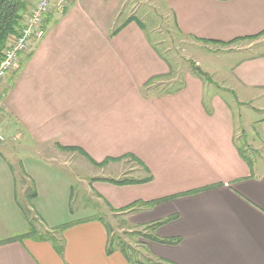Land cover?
Returning <instances> with one entry per match:
<instances>
[{"label": "crops", "instance_id": "obj_1", "mask_svg": "<svg viewBox=\"0 0 264 264\" xmlns=\"http://www.w3.org/2000/svg\"><path fill=\"white\" fill-rule=\"evenodd\" d=\"M98 1L74 0L63 13H49L43 23L44 38L20 56L17 68L0 84L4 94L0 127L5 135V142L0 143V264H138L118 251L107 253V228L97 215L54 224L50 229L58 231L60 252L50 241L14 239L28 229L25 224L16 226L19 212L11 161L22 166L21 180L28 181L34 173L26 171V156L68 170V155L74 154L92 166L90 160L101 163L122 156L126 157L108 165L126 160L133 164L128 179L135 183L129 185L95 183L98 177L84 185L76 179L84 185L85 197L91 194L104 209L119 210L134 202L141 205L160 200L129 213L113 212L137 231L162 223L154 234L175 243L146 242L151 258L165 264H264V117L249 122L244 131L248 137L245 148L253 150L257 161L238 145L230 107L214 95L210 110L205 108L204 85L199 77L186 76L193 83L192 95L188 94L187 82L176 93L145 98L141 90L169 77V67L148 45L136 23L111 36L117 27L112 28L113 17L122 0H114L109 15L107 1ZM166 2L179 33L207 47L248 49L254 42L242 38L264 30V0ZM233 40L238 42L224 45ZM135 41L141 52L130 50L128 44ZM104 57L115 64L112 81L98 74L99 61ZM139 57L146 66L137 65ZM148 65L151 67L146 68ZM91 72L93 80L85 85L80 78ZM229 72L226 76L237 87L258 91L264 97V52L244 57ZM82 88L85 95L78 101L73 95ZM132 100L151 107L152 114L144 115V129L134 134L130 152L104 150L101 132L91 124L102 123L100 119L104 123L120 122V115L106 118L119 112L121 101ZM159 100L167 106V113L153 105ZM82 106L80 116L74 113L75 107ZM258 111L264 112V105ZM86 124L96 133H89ZM60 147L80 149L90 160ZM145 179L148 181L143 182ZM46 186L47 204L57 191H52L50 183ZM63 187L65 202L72 198L73 188L66 180ZM81 211L89 213L83 207ZM35 212L42 213L39 208ZM55 213L50 215L56 217Z\"/></svg>", "mask_w": 264, "mask_h": 264}, {"label": "rangeland", "instance_id": "obj_2", "mask_svg": "<svg viewBox=\"0 0 264 264\" xmlns=\"http://www.w3.org/2000/svg\"><path fill=\"white\" fill-rule=\"evenodd\" d=\"M100 1L101 0L98 2L100 3ZM106 1V8L108 7L106 14L109 15L114 0ZM122 1V6L115 12V16L113 17L114 22L113 26L111 25L112 28H115V26L119 27L131 16L138 19L142 24L141 33L145 36L148 45L157 55H159L164 64H167L169 67V77L156 80L149 86H146V88H143L141 90L143 96L146 98L176 93L181 90L187 82L190 88L188 89V94L192 95L195 93L193 91V83L191 80H187L186 76L192 74L199 77L204 85L202 94L205 108L210 110V100L214 95L225 102L230 107L235 118V125L238 129V145L241 149H245V153H247L249 158H256L257 160L253 150L249 149L248 146L245 148L248 137L245 135L244 131H246V128L251 125L249 122L257 121L264 117V112L258 111V109L264 105V97H261V94L258 91H246L237 87L234 84L233 79L230 80V78L226 76V72L228 73L233 65L244 57H251L264 52V36L248 41L247 43L254 42L253 46L248 49L244 48L239 50V48L235 47L232 49L207 47L201 43L188 39L179 33L174 25L175 23L166 0ZM34 3L35 0L26 1L27 11L25 14L30 11ZM138 45L139 42L136 41L128 44L130 50L134 49L132 51L136 50V52H141L138 51ZM247 45L248 44L244 47ZM101 46L105 50L103 43ZM156 62L157 59L154 60L153 64L155 68H157ZM99 63L101 64L100 72L98 73L99 76L101 74L103 78L112 81V73L114 74L113 70L115 65L113 60L104 57ZM136 63L139 66H146V62L140 57L136 59ZM148 67L150 68L151 66L148 65L146 68ZM197 68L200 69L201 74L205 75L199 76L196 73ZM93 72L96 74L95 70H93ZM92 75V72L88 74V76L82 74V77L80 78L81 82H85V85L88 81L91 82L93 80L91 79L90 81ZM84 95L85 92L82 88L76 90L73 96L78 101H82ZM160 102L161 101L159 100V103L153 105L156 109H159L161 113H167L164 111V108L167 106H162ZM98 107L102 110V103H100ZM82 108L83 106L80 108L75 107L74 113L80 116V110H83ZM118 109V113L111 115L106 119L110 117L116 118L117 115H120V122L110 121L104 123L102 121L103 119H100L102 123L91 124L92 127H96L101 132V137L99 138L100 142H102L101 147L114 154L131 151V143L132 145L135 143L134 134L143 130L146 125L144 115L150 116L152 114L151 107L143 104L139 100H132V103L121 101V104L117 105V111ZM107 113L110 114L111 112L109 111ZM87 125L89 133H93L95 130L89 126V124H86V128ZM2 129L3 128L0 127V134L4 140L3 142L0 141V143L5 142V135ZM95 136H97V134H95ZM249 151L251 153H249ZM26 159V163L24 164L26 166V171L33 170L32 172L34 173V177L28 181L21 180L22 166L20 167L15 161H11L10 159L16 176V207H18L19 212L16 224L17 227H22L23 224H25L24 226L29 230L30 227L28 222H30L37 232L43 234L46 233L44 230L46 226V229H49L47 230V233H49L50 236L57 238L58 236L56 232L58 231L50 229L54 224L62 225L67 222H73L86 215H97L106 225L111 237H114L115 240L121 239L129 246L133 251V258L142 261L143 258H150L146 251V242L149 241L143 240L138 236H131V233L144 232L143 229H138L139 231H137V229L129 227L123 217L114 215L112 211L104 209V205L97 202V199L92 197L91 194L86 198L85 196L87 195L84 193V185H86V183H92L91 180L95 177L104 180L130 179L132 176L131 168L133 167V164L129 160H126V162L123 161L122 163L110 164L102 169H97L92 165H88L83 159H81V157L74 154L72 156L68 155V163L66 165L68 170H61L59 167L55 168L54 164L48 163L43 159L40 160L33 156H26ZM78 165H80L79 168ZM70 171H72L71 173H73L74 176H71ZM76 179L80 180V182L82 181V184H84L83 187ZM65 180L71 185L73 192L72 198L63 202L61 195L63 194V190H65L63 187ZM98 182L99 181H96L95 183ZM47 183L52 184L54 187L52 191L56 190L57 192L55 191L56 196L52 197V203L50 202L46 204L44 201V195L45 192H47L45 190L48 187L46 186ZM22 191H24V194ZM36 194H38L39 198H36ZM46 205L48 207H46ZM7 206L8 205L6 204L5 208ZM82 207L86 208L89 213L82 212ZM35 208H39L42 213H36ZM45 208H47V211ZM55 211L56 217H53V215L51 216L50 214H53ZM153 261L157 262L155 260Z\"/></svg>", "mask_w": 264, "mask_h": 264}, {"label": "trees", "instance_id": "obj_3", "mask_svg": "<svg viewBox=\"0 0 264 264\" xmlns=\"http://www.w3.org/2000/svg\"><path fill=\"white\" fill-rule=\"evenodd\" d=\"M26 1L27 0H0V59H1L2 50L7 45L9 38L16 34V31L19 27V22L24 17V15L27 11ZM222 1H226V0H222ZM132 22L136 23L139 26V28L142 29L141 22L138 19H136L135 17L131 16L126 21H124L119 27H116L111 32V36L116 35L119 31H121V29H123L126 25H128L129 23H132ZM262 36H264V30L261 31L260 33L256 34V35H254V36L242 38L241 41H252V40L258 39ZM237 42H238V40H235V41L233 40L231 42L225 43L224 45H231V44L237 43ZM198 74L205 75V74H201L200 72H198ZM60 149L63 151H67V152H78V153L84 155L86 158H88L87 155H85L80 149H77V148H61L60 147ZM125 157L126 156H122V157H118V158H106L101 163H94L92 160H90L89 158L88 159L91 161V163L95 167L104 168L109 163L119 162L122 159H124ZM93 181L108 182V183L114 184V185H129L131 183H135L129 179H121V180L94 179ZM146 181H148V179H145L143 182H146ZM159 201L160 200L155 201V202L142 203L141 205L150 206V205H153L155 203H158ZM141 205H140V203L134 202V203H131V204L119 209V210H112V209H110V210L114 213H129V212L135 211L137 209V207H140ZM28 224L30 227L28 232L24 235L17 236L14 239L33 238L35 240L50 241L55 246V249L58 252H60L61 246H60L57 238L50 236L49 233H47V232L43 233V234L40 232H37L34 229V227H32V224H30V222H28ZM161 224L162 223H157V224L145 226L142 228L144 232H142V233L141 232L131 233V236H138L139 238H141L143 240H147L149 242H155L158 244H174L175 241H173V240H161L154 234V231L156 230V228L159 227ZM107 233H108V244H107V253L108 254L112 253L113 251H118L125 257L126 260H128L130 262H135L138 264H165L159 260L152 259L151 257L150 258L148 257L145 259L143 258V261L133 258V256H132V255H134L133 251L129 248V246L127 244H125L121 239L115 240L114 237H111L108 230H107ZM143 247L146 248L145 246H143ZM153 260H155L157 262H154Z\"/></svg>", "mask_w": 264, "mask_h": 264}, {"label": "built area", "instance_id": "obj_4", "mask_svg": "<svg viewBox=\"0 0 264 264\" xmlns=\"http://www.w3.org/2000/svg\"><path fill=\"white\" fill-rule=\"evenodd\" d=\"M74 0H35L30 11L19 22L16 34L9 38L1 53L0 84L18 66L22 54L30 51V46L40 42L45 36L44 20L49 13H63L65 8ZM4 94L0 91V108ZM0 134V141L3 142Z\"/></svg>", "mask_w": 264, "mask_h": 264}, {"label": "water", "instance_id": "obj_5", "mask_svg": "<svg viewBox=\"0 0 264 264\" xmlns=\"http://www.w3.org/2000/svg\"><path fill=\"white\" fill-rule=\"evenodd\" d=\"M197 71H198V72H201L199 68H197Z\"/></svg>", "mask_w": 264, "mask_h": 264}]
</instances>
